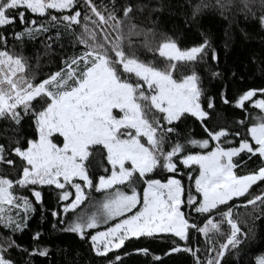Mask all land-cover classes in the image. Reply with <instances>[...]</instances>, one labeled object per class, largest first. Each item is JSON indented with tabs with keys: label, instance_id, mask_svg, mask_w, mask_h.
Wrapping results in <instances>:
<instances>
[{
	"label": "snow or ice",
	"instance_id": "6c2138e0",
	"mask_svg": "<svg viewBox=\"0 0 264 264\" xmlns=\"http://www.w3.org/2000/svg\"><path fill=\"white\" fill-rule=\"evenodd\" d=\"M185 3L186 26L214 11L229 24L242 16L264 30V0ZM166 6L164 0H0V120L12 133L7 145L0 143V164L15 173L0 175V228L8 233L0 237V264H18L13 249L27 257L24 264L48 256L41 231L33 233L31 249L15 238L29 228L36 205L43 219L44 187L58 190V210L50 213L58 230L75 234L103 264H124L133 238L168 242L165 255L186 253L192 264H223L254 238V224L243 231L233 209L252 206L254 220L264 217V87L232 102L245 111L237 121L244 135L209 127L215 97L196 65L220 77L208 62H218L217 51L203 32L201 42L185 48L161 32L159 17H152ZM145 12L150 27L133 22ZM39 37L46 56L59 45L61 66L37 80L27 71L24 45ZM141 48L153 59H142ZM184 66L189 72L176 78ZM220 100L230 103L226 89ZM246 102L258 113L248 112ZM189 117L200 122L204 138L181 130ZM24 121L31 136L22 134ZM253 158L258 166L241 174ZM254 185L262 189L257 195ZM134 251L161 261L147 247ZM255 264H264V254Z\"/></svg>",
	"mask_w": 264,
	"mask_h": 264
},
{
	"label": "trees",
	"instance_id": "16d2710c",
	"mask_svg": "<svg viewBox=\"0 0 264 264\" xmlns=\"http://www.w3.org/2000/svg\"><path fill=\"white\" fill-rule=\"evenodd\" d=\"M167 5L162 12L153 15L152 19L159 17V30L172 36L178 40L181 48L191 47L194 44L201 42L200 33L203 32L211 41L218 54V62L208 61L213 65V70L221 73V76L215 79L208 77L203 72V65H196L197 71L203 78V87L207 90L208 95L215 97V111L211 113V119L208 121L209 127L218 128L226 127L231 131H239L244 135L245 129L242 128L237 121L245 118V111L234 107L233 101L242 92L249 88L264 87V30H261L256 24L246 22L242 16L232 19V23L224 20L214 11H207L202 16L197 17L195 22L189 21V26L185 24V17L190 15V10L185 3V0H164ZM195 2V0H193ZM184 4V7H179ZM183 13V15L181 14ZM139 26L150 27L147 21V13H136L133 20ZM19 27V26H18ZM63 31V30H62ZM79 31V29H77ZM43 37L37 38L35 41H26L24 45V55L28 57V73L35 74L37 80L45 78V76L53 71H57L60 64V48L58 44L53 43L52 52L49 55H44L45 49L41 40ZM137 38L133 37V40ZM159 39V37L157 38ZM13 43L9 37V48H12ZM16 52L20 51V45L17 43ZM71 49H68L71 54ZM39 54V65H37V55ZM141 58L144 60H152L153 53L146 52L140 49ZM160 58L157 56V60ZM190 66L179 68L175 73L176 78H179L180 73L187 74ZM235 74V75H233ZM226 89V96L230 103L225 105L220 100V92ZM257 98H261L258 97ZM248 112L258 113V110L251 108L246 102ZM219 114V115H217ZM22 134L31 136L32 129L27 121L22 122ZM6 128H10L7 121L0 120V143L7 145L5 137H10L12 133L5 132ZM181 130L187 131L191 129L192 138L201 139L206 136L201 124L195 118L189 117L183 124L180 125ZM231 138V137H230ZM193 151H201L193 149ZM259 164V161L253 158L249 161V168L244 169L241 174L249 169H254ZM186 171V170H185ZM0 175H9L15 178L13 169L7 165L0 164ZM184 182L187 184V177H184ZM260 183V182H258ZM262 189L256 185L250 189L253 195L260 193ZM43 206L46 209L42 214L40 205H36L37 211L29 220V228L15 238L17 242L31 249L33 246L32 235L36 231H41L43 235L39 241L41 246H46L49 249L47 257L34 256L32 257L33 264H103V258L96 257L90 251L89 245L80 241L79 238L72 233L59 231V224L51 216V210H58V190L53 188H43ZM29 195L30 193H24ZM93 197L100 198L103 193H92ZM245 197L235 200L236 204H242ZM232 204L233 202H229ZM259 203L257 212H259ZM234 215L241 221L240 226L243 231L247 232L248 227H253L255 236L249 238L241 246V250L237 253L232 250L226 256L223 264H255V258L264 254V217L254 220L252 215V207H241L233 209ZM195 215V214H194ZM247 221V226L243 221ZM57 223V229H53L52 225ZM223 229L228 231V225L225 223ZM8 233L0 228V237ZM200 241V246L203 248V237H197ZM149 248L150 252L161 256V261H153L151 256H144L136 253V248ZM169 249V243L160 239L140 238L126 241L124 251L130 255L123 257L124 264H192V258L186 253H174L165 255ZM11 257L18 261V264H24L27 257L16 251H11Z\"/></svg>",
	"mask_w": 264,
	"mask_h": 264
},
{
	"label": "water",
	"instance_id": "95a60500",
	"mask_svg": "<svg viewBox=\"0 0 264 264\" xmlns=\"http://www.w3.org/2000/svg\"><path fill=\"white\" fill-rule=\"evenodd\" d=\"M259 203V202H258ZM248 207H252V206H248Z\"/></svg>",
	"mask_w": 264,
	"mask_h": 264
}]
</instances>
